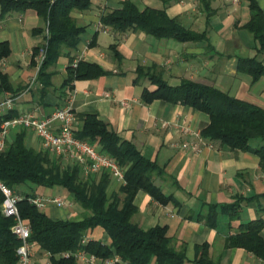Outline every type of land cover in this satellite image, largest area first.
Returning a JSON list of instances; mask_svg holds the SVG:
<instances>
[{
	"label": "crops",
	"instance_id": "0c3cea01",
	"mask_svg": "<svg viewBox=\"0 0 264 264\" xmlns=\"http://www.w3.org/2000/svg\"><path fill=\"white\" fill-rule=\"evenodd\" d=\"M123 1L91 0L89 10L71 13L77 25L85 27V32L76 49L64 50L57 60L52 87L43 99L37 90L24 92L35 71L33 50L43 43V35L33 32L40 26L36 13L28 10L0 15V42H7L10 47V55L0 62V69L8 76L12 87L11 92L0 95V103L12 99V107L5 109V114L16 117L33 113L45 117L64 106H70L75 114L97 113L121 139L131 142L146 159L156 162L162 173L153 175L154 184L179 203L162 206L139 192L135 198L137 212L132 217L134 224L142 229L165 226L172 247L185 251V264H193L197 249L203 245L208 246V257L219 264H263L242 249L224 247L226 238L234 235L239 225L260 217L264 219L258 204L241 203V212L235 220L219 210L239 198L264 193V167L260 166L259 156L251 151H232L218 142L203 139L200 132L209 122L206 114L164 101L143 104L142 90L155 87L147 79L134 83L138 67L150 68L170 86L189 80L264 109V76L252 83L249 74L238 70L239 59L256 58L264 66V52H257L258 44L242 29L250 18L249 0L236 3L232 0H166L165 4L161 0H129L139 10L164 9L184 28L204 33L201 40L185 43L158 40L142 32L117 34L103 28L100 17L117 9ZM255 1L264 11V0ZM94 38V45L88 47ZM67 54L74 60L98 64L108 73L96 80L75 81L72 91L63 90L68 97L61 101L57 89L66 77ZM79 124L78 120L77 128ZM26 143L36 150L42 149L40 141L29 130ZM183 144L188 147L183 149ZM193 144L196 147L193 148ZM249 146L252 150L264 146V137L252 139ZM118 188L111 180L110 192ZM49 190L39 188L35 193L53 196L47 193ZM67 201H71L70 196ZM208 205L218 207L215 228H208L202 218ZM77 208V212L82 211ZM53 212V216H49L53 219L77 216L69 209ZM261 236L264 238V228ZM88 240L109 244L101 228L87 232L84 241ZM34 251L35 264L48 262V257L38 247Z\"/></svg>",
	"mask_w": 264,
	"mask_h": 264
},
{
	"label": "trees",
	"instance_id": "16d2710c",
	"mask_svg": "<svg viewBox=\"0 0 264 264\" xmlns=\"http://www.w3.org/2000/svg\"><path fill=\"white\" fill-rule=\"evenodd\" d=\"M164 4L166 0H161ZM91 0H0V15L34 11L40 26L34 33L43 35L46 54L38 72L42 84L37 93L44 98L52 87L53 68L63 56L64 50H75L85 27L77 25L71 17L73 11H87ZM250 18L242 26L258 44L257 52H264V11L255 0H249ZM103 28H110L117 34L142 32L158 40H172L178 43L196 42L204 33H194L184 28L177 18H170L164 9L146 7L139 10L132 2L125 0L117 9L100 17ZM47 31V36L45 32ZM95 38L88 44L92 47ZM33 50V57L44 45ZM10 55L7 42H0V62ZM69 57L66 77L61 86L59 98L67 99L63 90L72 91L75 81L96 80L108 72L100 65L79 60L72 66L74 58ZM34 64V61L33 63ZM238 70L247 73L252 83L264 76V66L256 58L239 59ZM134 83L147 79L153 90L144 88L141 101L147 105L153 101L181 104L208 116V125L200 136L208 141L218 142L229 150L251 151L260 159L264 167V146L251 149L249 142L264 137V109L249 102L236 99L211 86L184 80L178 86H170L159 74L150 68L138 67ZM8 76L0 69V95L11 92ZM79 128L75 137L89 142L98 151L112 157L124 169V183L116 192H110L111 177L107 172L83 178L78 165L62 167L60 160L44 149L36 150L26 144L27 130L19 129L9 137L6 148L0 153V182L12 189L20 200L17 208L21 219L30 228L29 242L35 244L42 254L48 255L49 264H76L74 257L64 258L63 253L82 251L99 259L118 257L117 264H185L184 250L176 251L167 236L165 226L156 225L142 229L132 222L137 212L135 198L139 192L148 195L154 202L166 206L179 203L172 195H166L153 182V175L162 173L156 162L146 159L129 141L121 139L107 123L98 118L95 112L75 114ZM7 114L3 119L12 117ZM65 190L82 211L80 219H53L38 210L30 199L35 189ZM26 189V190H22ZM3 195L0 192V264H17L16 250L20 242L11 232L13 221L1 214ZM255 202L258 211L264 214V193L251 198H239L231 205L220 207V212L230 220L238 218L241 203ZM216 205H208L202 216L208 228H215L218 216ZM230 227V226H229ZM101 228L109 239V244L98 240H88L87 232ZM264 219L258 218L239 225L234 233L226 238L225 248L242 249L264 264V238L261 231ZM208 246L199 247L193 264H219L208 257Z\"/></svg>",
	"mask_w": 264,
	"mask_h": 264
},
{
	"label": "built area",
	"instance_id": "2783aa9c",
	"mask_svg": "<svg viewBox=\"0 0 264 264\" xmlns=\"http://www.w3.org/2000/svg\"><path fill=\"white\" fill-rule=\"evenodd\" d=\"M232 1L236 3L238 0ZM45 35L47 36V31ZM43 44L34 58L35 71L29 79L24 92L35 91L42 87L38 80V72L46 54L45 42ZM77 62L78 60H74L72 66L75 67ZM11 107V98H7L0 103V153L6 148L7 141L12 133L19 129H26L33 133L40 141L42 149L49 154L65 164L78 165L83 178L107 172L119 186L123 185L124 169L109 155L98 151L89 142L75 137L78 119L70 106L57 108L45 117H38L33 113H25L3 119L7 115V113L5 114V109L10 110ZM187 147V144L182 145L183 149ZM192 147H196L195 144ZM0 192L3 195L1 214L13 221L11 232L20 242L16 250L17 264H35L33 261L35 256L34 248L37 246L29 242L30 228L19 215L17 203L20 200V196L2 182H0ZM30 202L40 211L47 207L64 208L69 205L67 199L63 197L41 196L36 193L30 199ZM85 242L82 241V243ZM46 256L48 257L47 254ZM61 256L64 258L72 256L77 262L85 264L120 263L118 257L99 259L80 250L75 253H63ZM45 264H49V261Z\"/></svg>",
	"mask_w": 264,
	"mask_h": 264
},
{
	"label": "rangeland",
	"instance_id": "374dc122",
	"mask_svg": "<svg viewBox=\"0 0 264 264\" xmlns=\"http://www.w3.org/2000/svg\"><path fill=\"white\" fill-rule=\"evenodd\" d=\"M259 139V138H258ZM27 144V143H26ZM34 146H36V145H34ZM60 165L62 166V167H64V166H67L65 163H63V162H61L60 161ZM22 190H26V189H23L22 188ZM35 192H39L38 191V189H35L34 190ZM47 193H50L51 195H53V196H59V197H63V198H65V199H67V197L69 196V194L65 191V190H63V189H59L58 190V188L57 187H54V188H52L51 190H49V191H47ZM68 202V206L67 207H69V208H63V209H59V208H55V207H47V208H45L44 210H42V212L44 213V214H46L47 216H53V211H62V210H64V209H69V210H72V212H76L77 213V216H76V218H72V219H78V218H80L81 216H82V211H80V210H78V212H77V209H79V208H77V207H79L76 203H74L73 202V200L71 199V201L69 202V201H67ZM83 214H85V215H87V214H89L88 212H84L83 211ZM96 229H99V228H96ZM100 238H98V240H99ZM153 263V261L152 262H150V264H152ZM76 264H82V263H80V262H76Z\"/></svg>",
	"mask_w": 264,
	"mask_h": 264
}]
</instances>
